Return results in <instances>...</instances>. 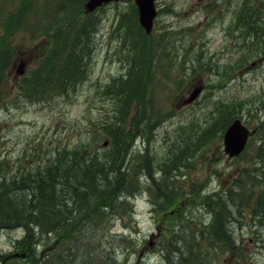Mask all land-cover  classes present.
Wrapping results in <instances>:
<instances>
[{
	"label": "rangeland",
	"instance_id": "1",
	"mask_svg": "<svg viewBox=\"0 0 264 264\" xmlns=\"http://www.w3.org/2000/svg\"><path fill=\"white\" fill-rule=\"evenodd\" d=\"M17 1L7 0L8 9L2 6L4 12L0 17L10 13ZM66 1L69 3L58 6L53 15L59 28L51 31L55 36L61 30L62 36L64 33L71 36L73 31L78 43L75 53L83 51V55H88L82 58L85 69L81 78L65 94L35 98L23 90L32 67L49 46L50 28L45 29L46 34L34 38L24 28L2 39L0 28V49L15 47L5 62L0 60V188L20 185L23 178L56 159L57 150L63 148H85L106 154L112 144L106 132L111 122L121 119L124 128L131 127L133 131L125 155L133 169L132 172L129 169L130 191L135 192L128 203L124 202L129 204V213L124 218L115 213L106 218L107 231L105 228L92 231V226L85 223L78 230L79 237L92 234V246L86 249L89 251L86 256L80 253L68 264H101L102 260L108 264H167L160 252L161 242L180 221L179 215L183 218L197 202L213 200L219 194L223 197L218 199L219 203L224 205L221 222L232 229L235 247L230 250L219 243L211 244L208 236L196 231L211 225L216 207L194 209L190 225L196 230L191 240H201L193 252L186 243L180 244L188 252L180 264H264V217L251 211L253 198L264 194V184L252 185L254 182L242 176L243 182H239L237 177L249 161L257 159L254 154L249 159L242 155H250L258 140L250 136L245 152L230 159L223 153L222 137L218 134L230 115L241 117L249 128L255 127V109L264 104V0H246V6L245 0H156L158 15L141 54L140 51L136 54L140 41L134 44L124 33L130 26L129 7L134 5L133 0L112 1L91 10L84 7L85 0L83 10L78 13L73 10L70 18L67 16L73 7L70 0ZM33 3L27 0L29 11ZM257 7L259 17L252 20L253 9ZM84 10L90 20L85 23L86 33L78 31L81 28L78 15ZM51 16L44 18L39 14L45 19L44 26L50 25ZM63 41L58 43L59 47ZM141 55L154 63L150 71L142 73L143 83L148 72L158 69L157 81L148 79L150 83L144 84L151 90V117L144 115L138 121L133 117L136 101L130 112L129 103L124 115L118 111L127 90L120 84V91L117 80L134 73V69L131 72L134 60ZM22 61L25 72L17 75ZM183 68L188 70L184 72ZM201 84L204 89L199 98L183 105L182 99ZM207 121L211 137L197 143V133ZM167 164L170 175L164 177L156 170ZM155 181L162 182L160 188ZM152 185L168 195L179 196H169L175 202L164 206L166 210L186 209L168 218L166 213L156 215L146 188ZM185 193L188 195L184 196ZM101 211L107 214V210ZM23 233L18 227L0 228V264H27L32 258H44L46 249L54 256L66 248L65 237L57 238L55 234L40 240L32 236L26 244ZM84 242L88 241L80 239L79 249ZM30 249L27 258L13 256V252L27 254ZM195 256L202 260L196 263ZM52 259L45 257L43 262L55 263Z\"/></svg>",
	"mask_w": 264,
	"mask_h": 264
},
{
	"label": "trees",
	"instance_id": "2",
	"mask_svg": "<svg viewBox=\"0 0 264 264\" xmlns=\"http://www.w3.org/2000/svg\"><path fill=\"white\" fill-rule=\"evenodd\" d=\"M2 1L3 0L0 1V15L4 12L2 6L8 9L7 0H4L3 5ZM8 1L10 2L11 0ZM48 1L49 0H41L38 2L37 0H33L35 3L32 4L31 11H29L26 4L27 0H18L16 7L14 9H9L10 13H6L3 17H0V28H3V36H1V39L5 35L19 32L24 28L29 30L34 38L39 34H46L47 32L45 29L50 28V32L48 33H51V46L47 48V52L41 54L38 65L30 71L28 80L23 84L25 93L35 98L67 93L81 78L83 69H85V65H81L83 63L82 58L88 55H83V51H81V54L78 52L75 53V48L78 43L76 40L77 34L75 35L73 31L71 32V36L66 33L62 36L61 29V34L58 36H55L51 31L53 28H59L55 16H53L58 11L57 7L69 2L66 0H52L51 4H49ZM70 1L71 8H73L69 12L68 18L71 17V14L73 15V10L74 13L83 10L81 9V5L85 0ZM246 4L245 0L243 6H246ZM34 8L35 10L33 11ZM129 9L131 22L129 23L130 26H127L124 30V33H128L129 40L134 42V44L140 41V46L136 47L138 51L136 54H138L139 51L141 54L144 51L143 46L146 45L145 40L151 34H146L138 24L135 6L133 5L129 7ZM258 10V7L253 9L252 20L259 17ZM39 14L44 18L48 14L52 15L49 26H44L45 19L39 17ZM87 15L88 14L84 11L78 15L81 19H78L81 25L78 31H82L83 33L87 31L85 28V23L89 20ZM164 34L165 32H163V35ZM61 39H64V41L61 43V47H59L58 43ZM14 48L15 47L12 46L0 49V60L5 62L9 55L13 53ZM171 51L174 50L172 49ZM131 58H133V56ZM134 61L135 63L131 68V72L132 69H134V73H130L129 78L127 76L117 80L119 90L121 91V86H126L127 90L125 92V99L120 104V109L118 111H120L121 115H124L129 103L130 112L133 108V102L136 101V111L133 113V117L139 121V117L142 118L144 115L146 117H151L150 115L152 112L150 113L149 98L151 90L146 88L148 85L144 84H149L150 81L153 82L154 79L157 81V74H155V72L158 68L155 69L154 73L148 72L149 76L143 83L142 73L145 74L147 71H150L154 63H151L152 61L147 62L142 55ZM1 73L2 72H0V76ZM150 74L153 75L151 76L152 78ZM148 79L150 81H148ZM230 116L227 122L218 130L219 135H221L225 127L231 121L232 118H230ZM254 116L257 119L254 136H256L258 140V144L251 150L252 153L250 155L245 153L242 156L245 159H249L254 154L253 158L257 159H255V161H249L237 174V177L240 178L239 182H243L242 176L244 180L254 182L252 185L256 183L264 184V104H261L255 109ZM120 120L121 119H118L117 122H111L113 124H110L109 130L106 132V134H110L109 137L112 143L109 152L106 154H98L94 151H88L85 148L71 150L63 148L57 150V156H54L56 159L49 162V164H45L41 169L37 168L33 173L23 178L20 185H15L14 187L9 186L4 190L0 188V228L8 229L18 226H22L24 230L28 228L30 231L26 235V244L30 243L32 236L39 237L40 240L41 238L45 240V238H50L55 234L57 238L65 237L67 239V244L64 251H58L54 256H51V250L46 249L47 252L45 257L47 259L48 257L53 258L52 261L55 260V263L50 264H68L69 262H73L74 258L76 259V257L82 254L86 256L89 252L86 249L89 248L90 250L92 246L91 239L93 235L90 234L89 237L88 234H85L79 237L78 230L85 223H89L92 226V231L97 228H105L107 231V226H105V223L108 221L107 219L114 213L115 215H122L124 218L125 214L129 213V204L127 205L125 203L129 202L128 198L134 197L135 195V192L130 191L131 186L129 185L131 182L128 180L130 178V171L132 172L133 169L131 170L129 166V160H125V155L128 152L127 148H129L128 146L130 145L129 139L133 136V131L131 127L124 128ZM129 126L132 125L129 124ZM210 132L211 127L209 126V122H204L197 133V143H201L202 141L206 142L209 137H211V134H208ZM176 157L177 155L174 158ZM169 166V164L164 167L160 165L156 171H161L163 173L162 176L167 177L170 175L168 174V170L171 169ZM177 167L178 164H176V168ZM243 174L245 176H243ZM161 183L162 182L157 181L154 182L158 188H160ZM164 183L171 184L172 182ZM146 188L148 190L150 202L152 203L151 206L154 205L156 208V211H154L156 215H158V213H166L168 218L186 209V207H182L180 209L175 208L173 210H166L164 206H171L175 202L172 201L170 197L176 196L178 198L179 196L168 195L155 188L153 185L152 187ZM186 195L188 194L185 193L184 196ZM226 196L232 202L228 192ZM251 196L252 194L249 193L248 198ZM164 197L165 200L163 201ZM221 197L222 195L219 194L216 195L213 200L197 202L198 205L191 208L186 216L181 218V215H179L180 221L174 226L175 228L170 235L161 242L160 252L167 264H180V262L185 259L188 252L183 250L180 244L186 243L193 252V247L201 240H191L194 235L193 231L196 230L190 225V222L194 221L193 217H195L193 211L194 209H203L207 206L210 207L211 210L216 207L214 217L208 228H199V230H196L197 233L208 236V241L211 244L219 243L224 245L227 249L233 250L235 242L232 236V229H228L226 225L221 222V217L224 214V205H221L218 200L221 199ZM262 198H264V194L262 195L261 193L253 198L254 208H252L251 211L252 214L264 217ZM121 207H125V209H121ZM101 210H107V214ZM80 239L88 242L81 243V248L79 249ZM220 249L225 251L223 248ZM30 251L31 249L26 250L28 254L25 255L26 258L30 255ZM45 257L40 258V260L32 258L27 261V264H47L43 262ZM1 258L2 253H0V260ZM201 260L202 257L195 256L196 263H199ZM78 261L80 260L78 259L76 263H78ZM101 264L108 263L106 260H102Z\"/></svg>",
	"mask_w": 264,
	"mask_h": 264
},
{
	"label": "water",
	"instance_id": "3",
	"mask_svg": "<svg viewBox=\"0 0 264 264\" xmlns=\"http://www.w3.org/2000/svg\"><path fill=\"white\" fill-rule=\"evenodd\" d=\"M111 0H87L84 7L87 10H91L102 3H106ZM137 6L138 21L144 28L146 33H149L152 29L153 19L156 15V9L154 0H134ZM24 64L20 63L17 70L18 74L23 72ZM200 87H196L192 90L189 97L185 99V102L191 101L199 92ZM251 132L241 124L240 120L235 119L225 130L223 141L224 151L229 156H234L240 153L243 149L248 135Z\"/></svg>",
	"mask_w": 264,
	"mask_h": 264
},
{
	"label": "bare ground",
	"instance_id": "4",
	"mask_svg": "<svg viewBox=\"0 0 264 264\" xmlns=\"http://www.w3.org/2000/svg\"><path fill=\"white\" fill-rule=\"evenodd\" d=\"M18 228H21L22 230H24V228H23L22 226H18ZM29 231H30V230H29L28 228H25L24 233H23V235H22V238H23L24 242H25V240H27L26 235H27V233H28Z\"/></svg>",
	"mask_w": 264,
	"mask_h": 264
}]
</instances>
